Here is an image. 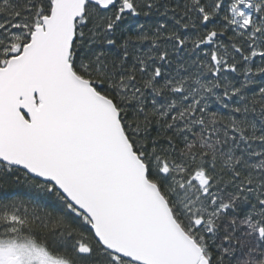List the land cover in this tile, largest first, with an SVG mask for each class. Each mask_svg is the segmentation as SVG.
<instances>
[{
    "label": "snow or ice",
    "instance_id": "snow-or-ice-1",
    "mask_svg": "<svg viewBox=\"0 0 264 264\" xmlns=\"http://www.w3.org/2000/svg\"><path fill=\"white\" fill-rule=\"evenodd\" d=\"M0 264H264V0H0Z\"/></svg>",
    "mask_w": 264,
    "mask_h": 264
},
{
    "label": "trees",
    "instance_id": "trees-1",
    "mask_svg": "<svg viewBox=\"0 0 264 264\" xmlns=\"http://www.w3.org/2000/svg\"><path fill=\"white\" fill-rule=\"evenodd\" d=\"M21 191H23V190H21Z\"/></svg>",
    "mask_w": 264,
    "mask_h": 264
}]
</instances>
